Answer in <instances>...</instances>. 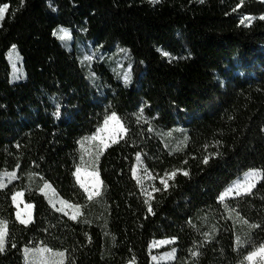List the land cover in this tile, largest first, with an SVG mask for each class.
I'll return each instance as SVG.
<instances>
[{
    "label": "trees",
    "instance_id": "16d2710c",
    "mask_svg": "<svg viewBox=\"0 0 264 264\" xmlns=\"http://www.w3.org/2000/svg\"><path fill=\"white\" fill-rule=\"evenodd\" d=\"M5 5L0 173L18 179L0 189V264H26L25 251L39 247L64 253V264H155L151 244L164 239L175 241L176 257L159 264H246L264 247V0H0ZM59 27L107 58L87 68L60 43ZM12 48L26 74L19 83L11 82ZM121 56L128 84L115 71ZM113 114L126 134L100 155L102 190L90 199L76 179L80 145ZM175 128L187 134L179 152L161 138ZM138 156L166 182L150 201L133 176ZM251 170L262 173L254 190L221 202ZM39 181L81 216L54 208ZM18 192L34 207L29 224L16 217Z\"/></svg>",
    "mask_w": 264,
    "mask_h": 264
},
{
    "label": "rangeland",
    "instance_id": "374dc122",
    "mask_svg": "<svg viewBox=\"0 0 264 264\" xmlns=\"http://www.w3.org/2000/svg\"><path fill=\"white\" fill-rule=\"evenodd\" d=\"M3 8V7H2ZM8 9V7H7ZM7 12V11H6ZM0 18V24L6 16ZM55 35L60 43L69 51H74L79 57L81 63L87 68H92L95 63L107 58L105 51L93 42L86 41L82 43H75L72 30L59 27L55 31ZM61 36L64 38L61 39ZM163 55L168 59H173V56L168 52H163ZM11 65V82L19 83L26 79V74L23 66V60L16 48H12L7 56ZM115 71L121 78L122 82L128 84L130 78V69L124 68V58L121 56L115 63ZM112 116V115H111ZM116 116V115H115ZM117 120L110 121L107 126L105 122L93 135L82 140L80 145L81 164L76 172V179L80 187L84 190L90 199L97 197L102 190V180L98 171V161L100 155L109 147L119 142L126 134V130L116 116ZM101 129H104L101 131ZM161 138L167 148L172 152L181 151L187 143V134L183 128H175L161 132ZM97 174L99 180L97 181ZM133 176L139 184L145 198L150 201L153 193L158 186V183H165L164 180H157L143 162L141 156H138L133 168ZM18 179L16 172H2L0 173V189L7 188L10 184ZM262 179V173L258 170L248 171L237 179H235L224 190L220 197L221 202L235 198L240 195L250 194L257 184ZM253 185L249 190L248 186ZM41 193L46 197L48 202L57 210L68 215L72 219H78L81 216L82 208L75 206L63 200L55 191V189L48 183L43 181L38 182ZM19 194V195H18ZM13 197V203L16 207V217L18 221L24 220V224H29L33 220L34 207L32 204H27L24 200V192H18ZM2 221V220H0ZM3 225L7 223L2 221ZM175 243L172 239H164L155 241L151 244L152 262L155 264L169 263L175 260L176 250L172 248ZM6 244V234L4 237V247ZM25 251L26 264H64L65 254L62 252L50 250L46 247H39L35 249H27ZM252 258L249 259L248 257ZM246 259V264H264V247L250 254Z\"/></svg>",
    "mask_w": 264,
    "mask_h": 264
},
{
    "label": "snow or ice",
    "instance_id": "6c2138e0",
    "mask_svg": "<svg viewBox=\"0 0 264 264\" xmlns=\"http://www.w3.org/2000/svg\"><path fill=\"white\" fill-rule=\"evenodd\" d=\"M151 2L153 4L155 3H159V0H151ZM201 3L204 2V0H200ZM7 11V5H5L3 8H0V18L3 17L4 13ZM247 19H251V18H247ZM261 19H264V17H261ZM243 22V21H242ZM64 37L61 36V39H63ZM117 120L115 114H113L112 116L108 117L106 120H105V126H107L109 124L110 121H115ZM104 129H101V131H103ZM205 163H207V159L204 160ZM185 175H187V173H184ZM99 180L98 178V174H97V181ZM251 187H253V185H249L248 188L249 190L251 189ZM19 195V194H18ZM13 199H15V197H13ZM149 211H151V208H149ZM21 223H25L24 220H21L20 221ZM5 234H6V226L3 225V222L0 221V252H3L4 251V237H5ZM28 251V250H26ZM61 256H63V253H60ZM249 259H251L252 257L249 256L248 257Z\"/></svg>",
    "mask_w": 264,
    "mask_h": 264
},
{
    "label": "crops",
    "instance_id": "0c3cea01",
    "mask_svg": "<svg viewBox=\"0 0 264 264\" xmlns=\"http://www.w3.org/2000/svg\"><path fill=\"white\" fill-rule=\"evenodd\" d=\"M33 206V205H32Z\"/></svg>",
    "mask_w": 264,
    "mask_h": 264
}]
</instances>
